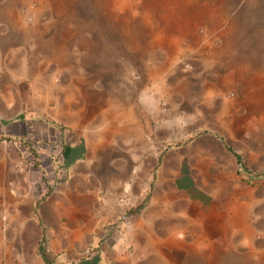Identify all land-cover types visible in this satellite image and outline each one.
I'll list each match as a JSON object with an SVG mask.
<instances>
[{
  "label": "rangeland",
  "instance_id": "rangeland-1",
  "mask_svg": "<svg viewBox=\"0 0 264 264\" xmlns=\"http://www.w3.org/2000/svg\"><path fill=\"white\" fill-rule=\"evenodd\" d=\"M0 137V264H264V0H0Z\"/></svg>",
  "mask_w": 264,
  "mask_h": 264
},
{
  "label": "crops",
  "instance_id": "crops-1",
  "mask_svg": "<svg viewBox=\"0 0 264 264\" xmlns=\"http://www.w3.org/2000/svg\"><path fill=\"white\" fill-rule=\"evenodd\" d=\"M209 139L211 140H216L214 138V136H208ZM224 141L225 138H221V141ZM225 143V141H224ZM228 150L229 155H231L234 160L237 162V168L238 166H240V161H239V156L231 149V148H226ZM90 156H87L86 159V163L90 162ZM1 167L3 168L0 176L3 180L6 179H11L13 182V186H16L18 184V178L16 176V173L14 172L13 168L11 167L10 163L8 162L7 164L4 162L1 164ZM238 171V170H237ZM108 173L111 175L112 180H114V176H113V171L112 169L110 171H108ZM125 174L123 173H119V179L121 178V181L123 179H125ZM109 181H111L110 179H107V185H109ZM112 184V183H111ZM128 186V185H127ZM10 189L1 182L0 180V209L4 210L6 209L5 213L3 211H0V215L7 218V223L10 225H17V220L15 218V211H14V206H13V202H14V195L9 191ZM5 218V219H6ZM2 219H0L1 221ZM1 234V231H0ZM0 240H2L1 235H0Z\"/></svg>",
  "mask_w": 264,
  "mask_h": 264
},
{
  "label": "trees",
  "instance_id": "trees-1",
  "mask_svg": "<svg viewBox=\"0 0 264 264\" xmlns=\"http://www.w3.org/2000/svg\"><path fill=\"white\" fill-rule=\"evenodd\" d=\"M0 141H1V137H0ZM71 152H72L71 148H63L62 155H63V158L65 161L69 157ZM259 176L264 178V173L259 174ZM38 250H39L41 257L43 258V260L46 264H57L56 260L54 258L50 257L49 253L47 252V250H46V248L42 242L39 243ZM80 264H89V262L84 261V262H80Z\"/></svg>",
  "mask_w": 264,
  "mask_h": 264
}]
</instances>
